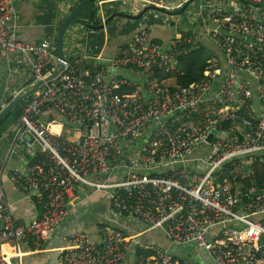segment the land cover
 <instances>
[{
    "label": "built area",
    "instance_id": "2783aa9c",
    "mask_svg": "<svg viewBox=\"0 0 264 264\" xmlns=\"http://www.w3.org/2000/svg\"><path fill=\"white\" fill-rule=\"evenodd\" d=\"M136 1L176 16L194 0ZM205 2L191 31L166 22L167 44L147 26L96 74L86 57L75 56L46 82L56 68V43L19 40L15 0H0V56L19 58L30 78L15 97L0 100V112L44 82L21 104L11 129L13 149L36 153L13 178L43 213L16 224L0 191L1 264H12L6 246L39 249L51 241L80 187L109 196L103 239L73 235L58 264H193L173 252L188 246L209 264H264V0ZM199 50L201 79L176 86L169 75ZM42 112L57 113L79 136L53 131L58 121L41 120ZM134 223L161 232L168 248L129 263V247L150 250L118 226Z\"/></svg>",
    "mask_w": 264,
    "mask_h": 264
},
{
    "label": "crops",
    "instance_id": "0c3cea01",
    "mask_svg": "<svg viewBox=\"0 0 264 264\" xmlns=\"http://www.w3.org/2000/svg\"><path fill=\"white\" fill-rule=\"evenodd\" d=\"M80 1L15 0L17 6L15 26L18 39L33 44L45 40L57 43L62 21ZM147 8L148 6H144L141 1L136 0H93L81 16L86 25L77 24L67 29L65 52L67 51L73 56L86 57V69L92 74H96L103 65L118 54L120 46L132 42L144 27L151 28V36L154 40L167 44L171 31L168 30L166 21L161 22L160 16L150 11L146 12L147 14L145 13L146 15L144 14L139 20L116 17L106 24V21L115 14L138 16ZM100 26L104 27L100 29L98 28ZM0 67H4L0 71V100L11 99L29 84V70L25 66H21L19 58L12 55L0 56ZM15 70L25 73V77L23 79L10 77V71ZM121 72L122 70L119 71V73ZM39 118L43 121H58L51 125L58 126L59 129L55 132L62 129L67 130L70 133L66 136L71 139L79 136L78 132L69 130L67 126L64 129L63 120L55 112H42ZM11 129L0 132V191L2 190L5 194L15 223L22 225L40 217L43 213V206L37 198L29 195L30 192H24L19 188L13 178L14 171L23 169L25 163L31 161L36 153L29 154L26 149H13L15 134L11 133ZM52 130L54 131L53 127ZM122 175L121 173L120 176ZM109 205L110 199L107 194L90 191L87 187H80V191L73 201L69 217L64 224L56 229L51 241L43 243L39 249L31 243L22 244L19 247L6 246L5 252L11 258L12 264H58L61 250L65 248L73 235L84 232L96 241L103 239ZM88 206L91 208V212L87 210ZM118 226L126 237L137 236L138 241L142 243H139L140 245L150 248V250H145L136 245L129 247V263L133 262L142 252L150 256L155 255L156 251L160 249L168 248V243L159 231L147 232L145 227L138 223L127 228L122 225ZM185 248L195 249L191 254L194 258L190 263L209 264L206 262L204 253L197 247L188 246ZM173 252L177 257L181 253L176 249Z\"/></svg>",
    "mask_w": 264,
    "mask_h": 264
},
{
    "label": "water",
    "instance_id": "95a60500",
    "mask_svg": "<svg viewBox=\"0 0 264 264\" xmlns=\"http://www.w3.org/2000/svg\"><path fill=\"white\" fill-rule=\"evenodd\" d=\"M93 0H81L80 3H78V5L73 9V11L66 16V18L62 21L60 28H59V32H58V36H57V43H56V47H55V52L57 55V64H56V69L55 71L52 73L51 76H49L46 79V82H49L55 78L58 77V75L63 72V70L65 69V65L67 63H69L72 59H75V56L71 55L69 52H65V35L67 32V29L71 26L74 25H86L83 20L81 19V16L83 15V13L89 8V6L92 4ZM152 10H157L154 7H148L142 14L138 15V16H131V15H126V14H115L112 17H110L107 21L106 24L109 23L110 20L116 18V17H124V18H128L131 20H139L141 19L144 14L148 11H152ZM159 10V9H158ZM185 9L180 11V14H182L184 12ZM105 24V25H106ZM91 28H96L93 26H90ZM104 26H100L98 28L102 29ZM4 67H0V71L1 69ZM1 73V72H0ZM44 84L43 81H40L39 83H37L36 85L28 88L27 92L21 96H19L17 99L13 100L9 106L2 112L0 113V122L5 119L12 111L13 109H15L21 102H23L33 91L37 90L38 88H40L42 85ZM27 140H30V136L26 137ZM21 150L24 149V147L22 146L20 148Z\"/></svg>",
    "mask_w": 264,
    "mask_h": 264
},
{
    "label": "rangeland",
    "instance_id": "374dc122",
    "mask_svg": "<svg viewBox=\"0 0 264 264\" xmlns=\"http://www.w3.org/2000/svg\"><path fill=\"white\" fill-rule=\"evenodd\" d=\"M170 1L171 2H177V1H182V0H170ZM207 4H208V2H205V0H194L188 5L186 11L183 14H178L176 16H170L168 13L160 12V11H153V12H154V14H157L160 16L161 22L166 21L168 23L172 20H175L176 24H178L180 27H182L183 30L191 31L195 27V25H198L201 23V21H200L201 17L196 12H198L200 10V7H206ZM174 13H179V12H174ZM204 14L205 15L208 14L207 9H204ZM173 84H174L173 81H169L167 83V85H173ZM15 109H13V111ZM2 112H0V113H2ZM14 125H15V117H14V112H13L10 114L9 117H7V119L3 123L1 132H6L10 128H12ZM53 129H54V131H58L59 128L57 125H53ZM86 208L88 211L91 212V208L89 206ZM84 210H85V208H84ZM194 251H195L194 248H183V249H181V253H179V258L181 260L189 262L194 258L191 255Z\"/></svg>",
    "mask_w": 264,
    "mask_h": 264
},
{
    "label": "trees",
    "instance_id": "16d2710c",
    "mask_svg": "<svg viewBox=\"0 0 264 264\" xmlns=\"http://www.w3.org/2000/svg\"><path fill=\"white\" fill-rule=\"evenodd\" d=\"M203 58H204V52L201 50L193 51L186 57L181 58L179 60V64L174 68L173 72L169 75V78L174 79L176 86L179 87H185L195 81L200 80L204 68L202 65ZM23 102H21L16 107V109L11 112V113L14 112L15 119L18 115L19 109L21 107V104H23ZM10 114L7 117H9ZM7 117L0 122V132L2 129V125L7 119Z\"/></svg>",
    "mask_w": 264,
    "mask_h": 264
},
{
    "label": "bare ground",
    "instance_id": "6f19581e",
    "mask_svg": "<svg viewBox=\"0 0 264 264\" xmlns=\"http://www.w3.org/2000/svg\"><path fill=\"white\" fill-rule=\"evenodd\" d=\"M53 127V126H52Z\"/></svg>",
    "mask_w": 264,
    "mask_h": 264
}]
</instances>
